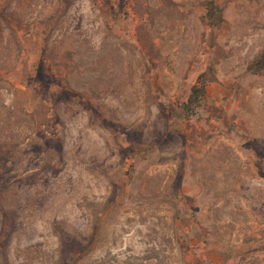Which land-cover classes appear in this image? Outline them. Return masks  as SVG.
Returning a JSON list of instances; mask_svg holds the SVG:
<instances>
[{
    "label": "rangeland",
    "instance_id": "1",
    "mask_svg": "<svg viewBox=\"0 0 264 264\" xmlns=\"http://www.w3.org/2000/svg\"><path fill=\"white\" fill-rule=\"evenodd\" d=\"M208 1L0 0V264H264V0Z\"/></svg>",
    "mask_w": 264,
    "mask_h": 264
},
{
    "label": "trees",
    "instance_id": "2",
    "mask_svg": "<svg viewBox=\"0 0 264 264\" xmlns=\"http://www.w3.org/2000/svg\"><path fill=\"white\" fill-rule=\"evenodd\" d=\"M205 18L208 21L210 26L218 27L219 24L222 22L220 12L214 7L212 0H209L205 3ZM217 54L219 53V49H217ZM216 62V61H215ZM214 64L208 66L202 73H200L195 81L194 84L189 89L187 98L184 104L181 106V112L183 115L188 118L192 115L194 110L198 108L201 100L205 95V89L208 85L214 82Z\"/></svg>",
    "mask_w": 264,
    "mask_h": 264
}]
</instances>
